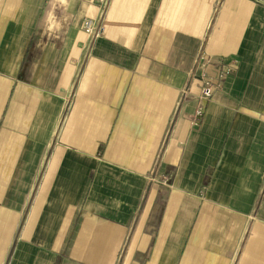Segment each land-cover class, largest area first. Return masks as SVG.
<instances>
[{"label":"crops","instance_id":"1","mask_svg":"<svg viewBox=\"0 0 264 264\" xmlns=\"http://www.w3.org/2000/svg\"><path fill=\"white\" fill-rule=\"evenodd\" d=\"M0 264H264V0H0Z\"/></svg>","mask_w":264,"mask_h":264},{"label":"built area","instance_id":"2","mask_svg":"<svg viewBox=\"0 0 264 264\" xmlns=\"http://www.w3.org/2000/svg\"><path fill=\"white\" fill-rule=\"evenodd\" d=\"M101 28L96 26L92 21H87L84 25V31L92 35L94 39L98 38L101 34ZM199 60H205V63H209L210 58L208 56L201 55ZM234 63V62H233ZM221 71H219L215 76H208L205 73L201 75V86L200 92L198 96V106L196 115L199 117L201 116L202 109L206 101L211 97L214 90L219 89L221 87V83L227 74L230 71V65L224 64Z\"/></svg>","mask_w":264,"mask_h":264},{"label":"rangeland","instance_id":"3","mask_svg":"<svg viewBox=\"0 0 264 264\" xmlns=\"http://www.w3.org/2000/svg\"><path fill=\"white\" fill-rule=\"evenodd\" d=\"M86 23V22H85ZM85 25V24H84ZM199 96V95H198ZM212 96V95H211ZM211 98V97H210ZM210 98L206 101V103H205V105H204V108L202 109V113H201V116H202V114H203V112H204V110H205V106H206V104H207V102L210 100ZM197 106H198V97H197ZM197 111V110H196ZM201 116H199V117H201Z\"/></svg>","mask_w":264,"mask_h":264}]
</instances>
